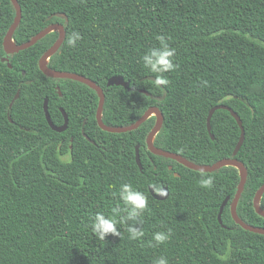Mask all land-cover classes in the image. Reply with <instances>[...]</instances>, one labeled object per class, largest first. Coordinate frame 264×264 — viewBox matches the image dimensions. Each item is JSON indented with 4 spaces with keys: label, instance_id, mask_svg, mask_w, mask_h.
<instances>
[{
    "label": "trees",
    "instance_id": "16d2710c",
    "mask_svg": "<svg viewBox=\"0 0 264 264\" xmlns=\"http://www.w3.org/2000/svg\"><path fill=\"white\" fill-rule=\"evenodd\" d=\"M17 1L21 21L13 40L21 44L52 23L63 24L64 40L47 66L84 75L102 88L103 123L126 126L157 106L163 122L153 139L156 147L197 164L241 161L247 178L237 215L264 227L253 207L264 183V0ZM14 16L11 0H0V264H153L160 256L169 264H264V234L243 229L230 213L239 183L236 167L200 172L151 153L146 136L155 116L131 131L102 130L94 89L39 69L57 31L5 54L3 37ZM73 30L82 39L68 47ZM160 35L176 49L178 65L166 74L170 83L163 89L154 87V74L140 62L147 49L159 45ZM116 75L129 87L108 86ZM45 98L55 125L63 123L61 109L66 113L64 131L49 126ZM218 104L242 121L244 141L236 154L240 129L229 111L213 113V139L207 130L208 111ZM65 157L71 162L64 163ZM201 173L214 177L212 189L198 186ZM125 182L148 197L137 225L145 235L130 240L127 225L118 223L121 238L109 234L101 241L91 230L92 217L98 211L111 214L119 203L113 193ZM150 186L154 191L166 186L167 198L156 200ZM226 197L220 224L217 214ZM259 204L264 210V193ZM167 229L172 235L165 244L149 246L153 232Z\"/></svg>",
    "mask_w": 264,
    "mask_h": 264
},
{
    "label": "water",
    "instance_id": "95a60500",
    "mask_svg": "<svg viewBox=\"0 0 264 264\" xmlns=\"http://www.w3.org/2000/svg\"><path fill=\"white\" fill-rule=\"evenodd\" d=\"M11 2H12L14 9H15V16H14L13 22L11 23V25L9 26L8 30L6 31V33L3 37L2 45H3V49H4V52L6 55L18 52L20 50H24V49L32 46L33 44H35L39 39H41L46 34L53 32V31H57L58 32V38L41 55V57L38 60L39 69L46 76L53 77V78H64V79L75 80V81L81 82L83 84H86L90 88L94 89L98 95V106H97V110H96V121H97L98 126L102 130H105L107 132H113V133H121V132L131 131V130L136 129L138 126H140L149 117L155 116V123L146 136V146L151 153L158 155V156L171 158L173 160H176L177 162H179L180 164L184 165L187 168L197 170L200 172H212V171H214V170H216L222 166H234V167H236L238 169V173H239V183H238L236 192L232 198V201L230 203L231 216H232L233 220L237 224H239L243 229L251 231V232H255L258 234H264V227L253 226V225H250V224L243 222L239 218V216L237 215V212H236V206H237V203H238L239 198L241 196V193L243 191V188H244V185L246 182V178H247V169L241 161H239L236 158L230 157V158L220 159L213 164H197V163H194L192 161H189L188 159H186L185 157H183L180 154H177V153L171 152V151H167V150H163V149L156 147L153 144V139H154L155 135L157 134V132L159 131V129L161 128V125L163 122V114L161 113V111L159 110V108L157 106H153V107L148 108L135 122H133L129 125H126V126H109V125H106L105 123H103V121L101 119V113H102V108L104 105L105 95H104L102 88L99 85H97L93 80H91L90 78H88L84 75L77 74L74 72L55 70V69H51L47 66V62H48L49 57L56 52V50L61 46V44L64 40V36H65L64 25L61 23H52V24L48 25L47 27H45L44 29H42L41 31H39L38 33H36L35 35H33L26 42H23L21 44H17L13 40L12 35H13L15 29L17 28V26L19 25V23L21 21V8H20V5H19L17 0H11ZM55 15L61 19H64L65 21L67 20V17L63 14L56 13ZM2 61L7 62L8 58L6 56H4L2 58ZM8 66L11 67V65L9 63H8ZM107 85L108 86L120 85V86H123L124 88L129 87L128 82L124 81L123 77H121L119 75L110 77L107 81ZM57 89H58V87H57ZM17 96H18V93L15 95L14 99ZM218 109H224V110L229 111L230 115L235 119V121L237 122V124L239 126L240 135H239L238 141L236 143V146H235L234 152H233L234 154H236L238 152V150L240 149L243 141H244L245 131H244V127L242 125V121H241L240 117L238 116V114L233 109H231L229 106L224 105V104H218V105H215L212 108H210V110L208 111V114H207V118H206L207 130L210 134V137L213 139L214 136L211 133L210 120H211L213 113ZM43 110H44L45 117H46V120H47L49 126L54 131L62 132L67 128L68 117H67L66 113L63 111V109H61V112L63 114V123L61 125H55L52 122V120L49 116V113H48L47 99L46 98L44 99V102H43ZM82 132L84 134L83 129H82ZM84 136L89 141H92L85 134H84ZM135 160H136V164L138 165L139 169L141 170L142 165H141L140 158H139L138 146H136V148H135ZM169 168H171V166H169ZM174 174L176 176L178 175L177 173H174ZM149 191H150L151 195L156 200H164L167 198V196L169 194L168 188L166 186L161 187L157 192H154L153 188L150 186ZM263 193H264V183L255 192V195L253 197V207L259 215L264 217V210L261 209L260 204H259L261 195ZM227 200H228V197H226L223 200V202L221 203V205L219 207L217 219H218L220 224H222L221 215H222V211L224 209V206L227 203Z\"/></svg>",
    "mask_w": 264,
    "mask_h": 264
},
{
    "label": "clouds",
    "instance_id": "9594fccd",
    "mask_svg": "<svg viewBox=\"0 0 264 264\" xmlns=\"http://www.w3.org/2000/svg\"><path fill=\"white\" fill-rule=\"evenodd\" d=\"M81 39V33L73 30L67 35L66 44L68 47H76L77 42ZM157 40L159 45L147 49L141 56L140 62L144 69L154 74V87L163 89L170 83L166 74L175 71L178 65L175 63L176 49L170 46L162 35L157 36ZM63 162L70 163V157H65ZM197 183L200 188L210 190L214 187V177L201 173ZM113 195L118 197L119 203L111 209V214L106 215L104 212L98 211L93 215L91 220L93 234L101 241L106 240L109 234L121 238V232L117 227L119 223L127 225L126 231L130 240L142 239L145 232L137 225L142 223L141 218L148 209L147 195L128 182L122 183L118 192ZM171 235V229L155 231L152 233V240L148 242L149 246L156 247L165 244ZM153 264H169V261L166 256H160L153 261Z\"/></svg>",
    "mask_w": 264,
    "mask_h": 264
},
{
    "label": "flooded vegetation",
    "instance_id": "af4514ba",
    "mask_svg": "<svg viewBox=\"0 0 264 264\" xmlns=\"http://www.w3.org/2000/svg\"><path fill=\"white\" fill-rule=\"evenodd\" d=\"M162 187H163V186H162ZM159 189H160V188H159ZM159 189H158V190H159ZM158 190H157V191H158ZM157 191H154V192H157Z\"/></svg>",
    "mask_w": 264,
    "mask_h": 264
}]
</instances>
